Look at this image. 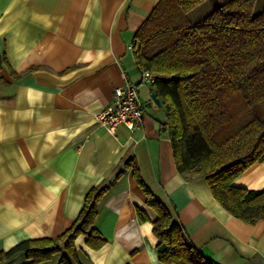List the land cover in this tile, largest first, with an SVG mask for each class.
<instances>
[{
	"label": "crops",
	"instance_id": "obj_1",
	"mask_svg": "<svg viewBox=\"0 0 264 264\" xmlns=\"http://www.w3.org/2000/svg\"><path fill=\"white\" fill-rule=\"evenodd\" d=\"M158 1L0 0V249L62 234L87 192L108 184L95 218L106 243L92 249L78 235L73 264H162L152 231L156 214L135 166L204 259L264 264V218L233 216L204 176L178 172L166 110L151 97L152 85L139 93L143 118L131 135L124 126L113 135L97 121L115 87L140 81L132 43ZM233 183L264 189V162ZM137 208L148 220L138 218ZM25 261L19 252L5 264Z\"/></svg>",
	"mask_w": 264,
	"mask_h": 264
},
{
	"label": "trees",
	"instance_id": "obj_2",
	"mask_svg": "<svg viewBox=\"0 0 264 264\" xmlns=\"http://www.w3.org/2000/svg\"><path fill=\"white\" fill-rule=\"evenodd\" d=\"M204 0H159L136 31L133 50L140 69L155 76L153 92L166 110L178 172L204 176L214 198L249 223L264 218V189L234 185L254 163L264 162V10L255 0H228L195 23L187 14ZM133 176L156 214L152 231L162 264H212L154 197L138 169ZM108 184L92 187L74 223L56 237L27 239L0 249V264L19 252L38 264L60 253L57 264L76 260L75 238L98 249L106 239L95 226L97 203ZM138 218L148 220L144 210Z\"/></svg>",
	"mask_w": 264,
	"mask_h": 264
},
{
	"label": "built area",
	"instance_id": "obj_3",
	"mask_svg": "<svg viewBox=\"0 0 264 264\" xmlns=\"http://www.w3.org/2000/svg\"><path fill=\"white\" fill-rule=\"evenodd\" d=\"M138 83H126L114 88L113 103L103 108L97 114L100 126L109 133L116 135L119 126H124L131 135L137 129L143 118L144 105L140 99V85L150 84L155 76L148 70L141 69Z\"/></svg>",
	"mask_w": 264,
	"mask_h": 264
},
{
	"label": "rangeland",
	"instance_id": "obj_4",
	"mask_svg": "<svg viewBox=\"0 0 264 264\" xmlns=\"http://www.w3.org/2000/svg\"><path fill=\"white\" fill-rule=\"evenodd\" d=\"M226 1L228 0H204L202 3L188 12L187 19L190 23H195L196 21L207 15L209 12H211L218 4ZM262 10H264V0H255L254 6L252 8V13L256 14ZM147 85L150 84H144V88H142L141 92H139L141 97L145 95V90L146 88H148Z\"/></svg>",
	"mask_w": 264,
	"mask_h": 264
},
{
	"label": "water",
	"instance_id": "obj_5",
	"mask_svg": "<svg viewBox=\"0 0 264 264\" xmlns=\"http://www.w3.org/2000/svg\"><path fill=\"white\" fill-rule=\"evenodd\" d=\"M151 97L153 98V100H154L156 103L160 104V101H159V99L156 97V95L154 94V92L151 93Z\"/></svg>",
	"mask_w": 264,
	"mask_h": 264
}]
</instances>
